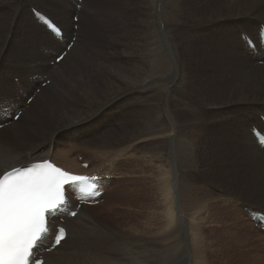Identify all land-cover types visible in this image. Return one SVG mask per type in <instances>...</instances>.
<instances>
[{"label":"bare ground","instance_id":"6f19581e","mask_svg":"<svg viewBox=\"0 0 264 264\" xmlns=\"http://www.w3.org/2000/svg\"><path fill=\"white\" fill-rule=\"evenodd\" d=\"M30 1L63 30L65 43L36 22ZM188 2L82 0L77 10L76 0H58L54 7L0 0V106L21 112L0 129V175L43 159L71 173L109 175L105 163L85 170L68 156L78 151L106 162L135 151L150 167L139 173L140 182L157 186L111 192L96 215L81 206L66 220L68 234L45 255L46 264H132L129 254L137 256L136 264H159L181 237L192 245L196 264H211L213 256L215 264H230L227 250L233 242L242 247L222 232L235 231L236 223L221 216L237 209L235 200L255 198L250 187L264 191V148L249 132L264 114V51L252 39L255 51L248 52L239 34L254 33L238 21V52L219 29L234 19H253L264 0ZM72 15L78 16L76 31ZM72 38L63 60L52 66L44 61ZM22 94L34 97L30 106L18 104ZM117 105L129 111L127 118L133 114L134 125L120 118L116 130L105 125L108 133L80 141L84 128ZM209 128L219 135L208 134ZM210 157L226 162L223 180L244 185L247 193L236 196L223 182L209 181L215 177Z\"/></svg>","mask_w":264,"mask_h":264},{"label":"rangeland","instance_id":"374dc122","mask_svg":"<svg viewBox=\"0 0 264 264\" xmlns=\"http://www.w3.org/2000/svg\"><path fill=\"white\" fill-rule=\"evenodd\" d=\"M57 1L58 0H36V3L41 5V6H45L46 4H48L50 7H54L56 5ZM188 1H189L188 2L189 5L190 4H191V6L195 5L194 0H188ZM30 3H31V1H30ZM31 9L32 8H30V10ZM33 9L38 11V9L35 6H34ZM262 10H264V7H262L259 10L258 15L254 14V13H251L250 16L254 15L253 17H251V18H253L251 20L247 21V19L249 17H247V18L245 17L246 20L241 23V20L234 19V20H232L230 22L229 26H224V27H221L219 29L220 33L225 36V40H228L230 42L229 43L230 47L235 52H238L239 46L236 43V41L233 40V38L235 36V29L237 27L236 25H233V24L236 23V21H238L237 24L243 25V28H248L249 30H253V33H254L255 29L257 27L259 28V25L264 24V21H261V19L258 17V16H263L264 15V11H262ZM39 12L42 13L40 10H39ZM131 12L135 13L136 12V8L132 9ZM45 15L48 16L47 14H45ZM48 17L51 20H53L50 16H48ZM72 17H73V15L71 16V23H72ZM77 25H78V23H77ZM243 28L241 27V29H243ZM204 33H201V34H204ZM237 34H238V32H237ZM203 38L205 39L204 40L205 43L209 44L207 35H204ZM62 49H63V47H62ZM69 52H70V50H69ZM247 55L249 56L248 57L249 59L252 58L251 55H249V54H247ZM52 56L44 57V61H48V63L50 65L52 63L54 64V61L52 60L54 56L53 57ZM89 60H92V57L91 58L89 57ZM118 63H122V61H118ZM132 66L133 65L131 64L130 68ZM8 73L11 74V73H13V71H9V72L8 71H4V74L5 75L7 74L9 76L10 74H8ZM16 74L12 78L18 77L19 74H17V75ZM12 78H11V81H13ZM16 80L17 79H15L14 82H16ZM40 85H41V83H40ZM40 85L37 87L38 91H40L41 89L45 88V87L41 88ZM9 89H10V93L13 92L12 88L9 87ZM35 92L37 93V91H35ZM17 93H19V92H16V94ZM23 96H24L23 94L20 96V101H19L18 104H24L25 101L27 102L26 98H23ZM27 98H29V96ZM13 101L16 102L15 100H13ZM26 102H25L26 106H30L31 105V103L27 104ZM121 110H122L121 108L119 109V105H117L111 111L107 110L104 113H102L92 124H90L89 126H87L86 128H84L82 130L83 134L81 136L80 141L84 142V140H82V139H85V138H97L102 133H104V134L108 133L107 131L103 132L104 130H106L104 128L105 125H108L109 127H112L114 129L118 128L117 120L118 119L120 120V118H121V120L124 118L125 119L124 122H128L129 124L134 125L133 114L130 117L127 118L126 114H129V111H125L124 110V106H123V111H121ZM120 113H122V115ZM123 115H125L126 117L123 116ZM40 118L41 117H39L37 115L35 119L39 120ZM18 119H17V121H18ZM41 122L42 123H46L47 119H43V120H41ZM119 131L120 130H118V132ZM217 131L218 130H216L214 128H209V131H207V132H208V134H216V133H218V134H216V136H217L220 133V132H217ZM75 139H76V137H75ZM51 150L52 149H50L49 151H51ZM134 152L133 153H132V151L129 152L127 154L128 158L126 156L125 157L124 156L123 157L120 156L121 158L120 157L113 158L112 160H114V163L112 165H111L112 160H110V159L106 160V162H104V161L101 162V161H97L95 158H92L91 156H88V157L83 156V154L81 152H78V151L76 153L72 152L74 154L70 153V156H68V158H71V160L76 158L75 161L77 162L79 168H81L80 164L83 161L85 163L87 161L89 162V164H90L89 168L90 169L91 168L95 169V167H97L100 163H102V164L105 163V164H107V165H109L111 167V168L110 167L105 168V170L109 173V176H111L112 180H113V181H111V183L109 185V188L107 189L106 197L97 206H94V207L93 206H91V207L83 206V207H87V209H89V212L94 213L96 215L97 212H98V208L102 207L103 205L105 206V205L109 204V202H110L109 198H110L111 192H113V193L114 192H120L122 190L123 191H128V190L135 189L136 187H137V189H141L143 191H156L157 190V186L154 183H149L148 181H146L144 183L140 182V178L138 176H140V174H142L144 171L148 170L150 167L146 168L143 165H141L143 159L146 156L139 155L136 152L134 154ZM76 154H77V157H75ZM78 154H81V155H78ZM133 154H134V156H133ZM80 158H81V160H80ZM117 158L118 159L120 158V160H117ZM110 161H111V163H110ZM210 161H211L212 167L214 168L215 177H214V179L209 180V181H211V182H217V181L223 182L224 184H226L227 189H231L232 193L234 195H236V196H239L240 194L247 193L244 185H241L239 183H235L233 181L225 182L223 180L222 177L226 176V175L223 174L222 171L228 166L226 162L221 161V160H219L217 158H214V157H210ZM55 162H57V161H55ZM57 163L60 165L61 162H57ZM158 166H159V164H158ZM142 167H144V168H142ZM124 173H125V175H123ZM158 180L160 181V184H161V178L158 179ZM194 180L200 181V182L203 181L200 178H196ZM143 184H147L148 188L144 189L142 187ZM160 184H159V190H158L159 194H160ZM248 190L252 191L253 193H255V198H251V200H249L248 203H243V202L240 203L237 200H235V202H237V206H236L237 209H235V208L234 209H229L221 216L222 217V222H229L230 224H232L234 222L236 223L235 231H232V230L230 231V229H225V230L222 229L223 230L222 232L226 236H228L231 240H239V241L242 242V247H239L237 245V242H233V245L227 250V255L229 254L228 261H229L230 264H264V237L260 236V232H258L257 228L254 227V224L251 221H249V219L247 218V216H246V214L244 212V209L250 208V209H253V210H256V211H262L264 213V196H262V194H264L263 193L264 191L260 190V189H257V188H253V187H250ZM115 199H117V198H115ZM251 203L254 204V205H252ZM256 204H258V205H256ZM250 209H247V210H250ZM252 224H253V226H252ZM177 239H178L177 242L171 248L170 252L168 251L167 254H165V255L163 254L162 255V256H164V260L163 261H165V264H196V259H198V256L197 255L196 256L193 255L192 248H191L192 245L189 242H187L186 239H184V237L177 238ZM175 246H176V248H175ZM173 253H174V255H173ZM129 256H130L129 258L133 262L132 264H134V262L136 264L137 256H135L133 254H129ZM162 259H163V257H162ZM212 260H213V262L211 264H215V262L219 261V259H217L216 256H213ZM163 261H161L162 263L160 262L159 264H163Z\"/></svg>","mask_w":264,"mask_h":264},{"label":"snow or ice","instance_id":"6c2138e0","mask_svg":"<svg viewBox=\"0 0 264 264\" xmlns=\"http://www.w3.org/2000/svg\"><path fill=\"white\" fill-rule=\"evenodd\" d=\"M46 27L54 33L60 29L37 13ZM58 55L54 62L63 60ZM89 178L75 176L54 167L50 162L13 168L0 175V264H29L30 249L44 228L45 213L59 210L66 202L62 189L68 182L85 184ZM95 179V178H93ZM87 192V188H80ZM72 216L76 212H71ZM65 237V229L58 228L55 244ZM33 264H41L39 260Z\"/></svg>","mask_w":264,"mask_h":264}]
</instances>
